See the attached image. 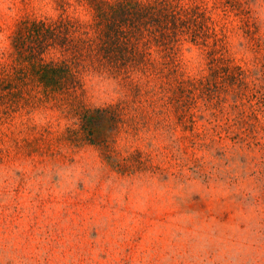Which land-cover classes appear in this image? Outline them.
I'll use <instances>...</instances> for the list:
<instances>
[{"label": "rangeland", "instance_id": "obj_1", "mask_svg": "<svg viewBox=\"0 0 264 264\" xmlns=\"http://www.w3.org/2000/svg\"><path fill=\"white\" fill-rule=\"evenodd\" d=\"M184 1L217 34L152 48L194 80L183 91L89 65L73 97L33 80L0 106V264H264V0ZM68 2L75 34L93 35L87 3ZM61 13L57 0H0V61L23 19ZM120 100L107 152L80 112Z\"/></svg>", "mask_w": 264, "mask_h": 264}, {"label": "trees", "instance_id": "obj_2", "mask_svg": "<svg viewBox=\"0 0 264 264\" xmlns=\"http://www.w3.org/2000/svg\"><path fill=\"white\" fill-rule=\"evenodd\" d=\"M57 1L62 9L58 17H27L20 22L13 34L10 59L0 61V106L6 111L12 102L25 97L33 80L47 93L63 98L75 96L83 86V68L89 65L122 76L134 88L141 86L133 80L134 75L140 73L148 80L163 83V78H168L169 84L174 82L183 91L186 84L194 80L180 75L173 57L172 61L165 56L154 60L152 48L165 53L184 39L207 44L209 37L217 34L208 24L212 22L209 11L197 3L84 0L92 10L90 24L94 34L84 31L82 37L75 33L80 32L83 23L65 14L68 0ZM54 52L59 54H52ZM126 105L125 100H120L106 106L84 107L80 112L84 138L101 143L109 152V135L104 129L114 132L120 128L127 114ZM124 160V164L119 163L120 169L131 167L128 158Z\"/></svg>", "mask_w": 264, "mask_h": 264}]
</instances>
